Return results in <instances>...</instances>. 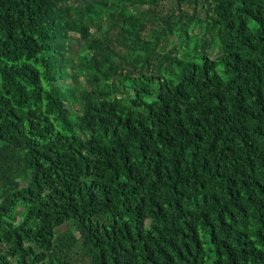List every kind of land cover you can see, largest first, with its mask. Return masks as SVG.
Instances as JSON below:
<instances>
[{
	"label": "trees",
	"instance_id": "16d2710c",
	"mask_svg": "<svg viewBox=\"0 0 264 264\" xmlns=\"http://www.w3.org/2000/svg\"><path fill=\"white\" fill-rule=\"evenodd\" d=\"M161 1L0 0V264H264V0Z\"/></svg>",
	"mask_w": 264,
	"mask_h": 264
},
{
	"label": "rangeland",
	"instance_id": "374dc122",
	"mask_svg": "<svg viewBox=\"0 0 264 264\" xmlns=\"http://www.w3.org/2000/svg\"><path fill=\"white\" fill-rule=\"evenodd\" d=\"M160 5L162 6V9L164 8L166 10V9L170 8L171 6L173 7L175 5V0H162ZM146 8H147L146 6H140L137 11H141V10H144ZM183 8L184 9H188L189 11H191V4L184 5ZM199 15L203 16V13L201 12ZM195 31L198 32V29H196ZM170 43H172V45H173L174 44L173 40H171ZM162 44L163 43H161L159 46H162ZM115 46H118V44L116 43ZM121 51L125 52L124 49L121 50ZM158 51H160L159 48H156V52H158ZM137 54L143 55V54H145V52L138 51ZM80 81H81V79H80ZM66 228H67V226H65V227L62 226V228L59 229V232H63V231L66 232Z\"/></svg>",
	"mask_w": 264,
	"mask_h": 264
}]
</instances>
